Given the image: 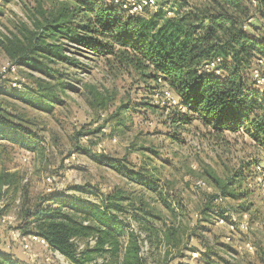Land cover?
Returning <instances> with one entry per match:
<instances>
[{
  "label": "rangeland",
  "instance_id": "obj_1",
  "mask_svg": "<svg viewBox=\"0 0 264 264\" xmlns=\"http://www.w3.org/2000/svg\"><path fill=\"white\" fill-rule=\"evenodd\" d=\"M61 2L0 0V40L23 26L33 30L42 10ZM177 7L178 0H158L157 8L143 16L159 9L172 16ZM251 13L264 35V17L254 8ZM67 46L71 60L47 63L43 72L12 62L0 47V67L9 63L16 70L0 81V109L20 116L11 117V123L23 121L30 134L40 137L31 149L0 140V174L12 176L0 187L1 248L19 253L28 264H73L17 230L25 206L44 205L51 179L63 198H72L68 202L109 206L104 221L117 218L122 248L135 233L148 264H264V194L251 181V165L241 168L257 161L262 149L242 131L216 139L198 121L181 124L186 110L169 105L160 88H145L138 74L120 69L112 55ZM14 76L23 82L21 89L10 87ZM219 205L237 216L248 214V230L229 232L217 224L210 209ZM165 226L191 233L198 250L179 244L172 250L176 257L163 261L166 246L149 231L162 240ZM17 233L21 237L15 239ZM246 243L252 252L244 249ZM93 245V239L79 243L77 256ZM84 264L107 261L93 255Z\"/></svg>",
  "mask_w": 264,
  "mask_h": 264
},
{
  "label": "trees",
  "instance_id": "obj_2",
  "mask_svg": "<svg viewBox=\"0 0 264 264\" xmlns=\"http://www.w3.org/2000/svg\"><path fill=\"white\" fill-rule=\"evenodd\" d=\"M62 1L42 10V19L36 21L33 30L23 26L19 31L22 37L17 32L0 40L1 49L12 62H19L33 72H43L49 69L47 63L71 60L66 56L71 51L69 44L95 54L105 52L113 56L120 69L138 74L148 90L169 91L178 101L175 107L186 110L179 117L181 124L198 121L216 139H222L224 133L242 131L264 152V92L260 93L251 79L257 61L264 62V35L252 22L251 8L264 17V0H256L255 6L249 0H178L172 16L159 9L147 16H143L145 12L134 17L109 0ZM216 60L219 74L206 72L204 67ZM19 81L21 89L23 82ZM29 99L27 103H31ZM12 115L0 109V140L24 149L36 146L40 137L30 134L23 121L11 123V117L21 120L20 116ZM263 157L264 153L257 161L241 167L247 170L252 167L253 182V168ZM11 177L9 173L0 174V187L10 184ZM60 194H46L44 205L25 206L17 225L21 236L42 239L73 264H84L93 255L104 257L107 264H148L140 255L135 233L129 234L122 248L119 237L123 236V230L117 218L112 216L104 221L108 219L109 206L100 209L75 204L67 200L72 198ZM115 209L119 210V206ZM210 210L216 220L225 221H230L234 212L220 205ZM4 214L0 206V218ZM152 230L149 234L166 246L163 261L176 257L172 250L179 244L183 250H198L190 242L191 233L186 236L179 228L165 226L161 240ZM88 239H93L94 245L85 247L77 256L79 243ZM0 264L28 262L19 253L4 251L0 246Z\"/></svg>",
  "mask_w": 264,
  "mask_h": 264
},
{
  "label": "built area",
  "instance_id": "obj_3",
  "mask_svg": "<svg viewBox=\"0 0 264 264\" xmlns=\"http://www.w3.org/2000/svg\"><path fill=\"white\" fill-rule=\"evenodd\" d=\"M114 6H116L120 11L125 13L128 16L134 17L139 16L145 12H149L157 8L158 0H109ZM253 6L256 5V0H249ZM219 60H216L213 63H210L204 67L206 72H212L215 75L219 74V71L216 69V64ZM16 73L15 67L9 63L4 64L0 67V80L6 78L8 74L14 75ZM251 79L254 82V86L259 88L264 92V62L263 60H258L251 70ZM11 86L13 88H20L19 79L14 76L11 81ZM162 98H165L170 105H178L177 99L167 90L162 91ZM71 159H74L72 154ZM254 172V182L256 187L264 194V157L261 158V161L255 164L253 168ZM53 182L51 179L48 180V187L46 191L48 193H58V191L53 187ZM248 214L244 213L241 216L230 214V221H225L224 219H218L217 224H223L229 230V232H235L237 230L241 232H246L248 230L247 226ZM21 237L18 233L14 238ZM31 240H40L43 244H46L42 239L29 235L27 236ZM23 238V236H22ZM24 239V238H23ZM47 245V244H46ZM48 246V245H47ZM244 249L252 252L253 248L249 243H246ZM54 251V250H53ZM56 252V251H54ZM58 253V252H57ZM59 254V253H58Z\"/></svg>",
  "mask_w": 264,
  "mask_h": 264
},
{
  "label": "crops",
  "instance_id": "obj_4",
  "mask_svg": "<svg viewBox=\"0 0 264 264\" xmlns=\"http://www.w3.org/2000/svg\"><path fill=\"white\" fill-rule=\"evenodd\" d=\"M8 248V246H6Z\"/></svg>",
  "mask_w": 264,
  "mask_h": 264
}]
</instances>
